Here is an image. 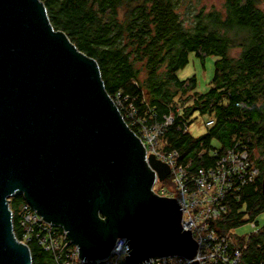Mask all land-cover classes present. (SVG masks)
Wrapping results in <instances>:
<instances>
[{"label": "water", "instance_id": "95a60500", "mask_svg": "<svg viewBox=\"0 0 264 264\" xmlns=\"http://www.w3.org/2000/svg\"><path fill=\"white\" fill-rule=\"evenodd\" d=\"M169 174L107 91L97 59L55 28L45 2L0 0V264H33L14 231L16 193L65 228L85 264H103L120 238L129 264L193 259L199 244L181 203L153 188Z\"/></svg>", "mask_w": 264, "mask_h": 264}, {"label": "trees", "instance_id": "16d2710c", "mask_svg": "<svg viewBox=\"0 0 264 264\" xmlns=\"http://www.w3.org/2000/svg\"><path fill=\"white\" fill-rule=\"evenodd\" d=\"M43 1L55 28L97 59L112 98L119 95L133 110L128 117L119 106L131 128L139 135L143 122L164 125L157 146L176 151L188 174L215 166L231 149L247 150L259 173L253 181L233 182L227 211L212 226L224 234L255 222L264 212V0L210 6L203 0ZM191 53L218 57L205 92L197 90L195 75H178ZM195 113L214 121L199 137L189 132ZM24 200L21 193L10 198L18 239ZM234 239L242 249L240 264H264V225ZM28 245L33 264H56L38 241Z\"/></svg>", "mask_w": 264, "mask_h": 264}, {"label": "built area", "instance_id": "2783aa9c", "mask_svg": "<svg viewBox=\"0 0 264 264\" xmlns=\"http://www.w3.org/2000/svg\"><path fill=\"white\" fill-rule=\"evenodd\" d=\"M115 102L118 107L126 111L128 117H133V110L124 104L119 95ZM171 121L172 118H168L167 122ZM213 123L212 119L206 121L207 126ZM141 125L139 136L147 146L148 154L154 153L170 166V174L167 178L170 177L174 185L171 191L165 187L156 188L155 185L162 182L157 180L153 187L154 191L163 196L175 197L181 203L184 229L192 230L193 237L199 244L197 254L193 259L182 255H172L156 257L143 264H193L194 260H197L198 264H240L242 249L236 246L234 239V235L238 234L236 228L230 229L228 233H217L212 223L227 211L225 199L233 189V182L236 179L242 184L253 181L259 173V169L249 158L247 150L231 149L217 161L215 166L200 168L197 174L192 175L188 174L183 165L178 164L176 151L162 152L159 150L157 143L164 125L147 127L144 122ZM236 195L234 196L239 197ZM19 215L21 225L19 240L21 242L28 244L35 239L45 250L53 254L56 264H85L87 262L79 256V247L67 234L65 228L44 220L26 200L21 205ZM252 224L256 226L255 222ZM126 241L127 238L118 239L111 254L97 262L129 264L126 256L130 246L125 244Z\"/></svg>", "mask_w": 264, "mask_h": 264}, {"label": "rangeland", "instance_id": "374dc122", "mask_svg": "<svg viewBox=\"0 0 264 264\" xmlns=\"http://www.w3.org/2000/svg\"><path fill=\"white\" fill-rule=\"evenodd\" d=\"M223 0H203V3L207 5L218 4L220 5ZM217 56L207 55L203 59L197 57L194 53H191L189 56V63L186 67L179 70L178 75L182 79H186L193 75L197 78V90L199 92L207 91L212 82V78L215 73V61L217 60ZM208 115H201L200 113H195L192 117V122L189 127V132L194 137H199L202 134L208 131V126L206 125V121L208 120ZM159 146V144H158ZM168 177V176H167ZM170 177L167 180H163L160 183L155 185L156 188L165 187L168 190H172L174 185L170 182ZM258 222L257 226H253L251 222H248L242 226L236 228V232L239 235L250 234L251 232L258 229L260 226L264 225V212L261 213L255 220Z\"/></svg>", "mask_w": 264, "mask_h": 264}]
</instances>
